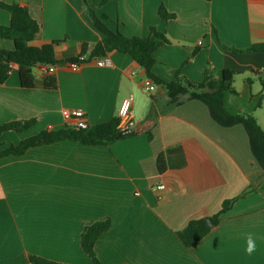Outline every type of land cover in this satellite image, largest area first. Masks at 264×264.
<instances>
[{"label": "crops", "instance_id": "crops-1", "mask_svg": "<svg viewBox=\"0 0 264 264\" xmlns=\"http://www.w3.org/2000/svg\"><path fill=\"white\" fill-rule=\"evenodd\" d=\"M29 7L41 25L36 43L60 41L59 60L77 58L83 46L104 37L86 14L83 0H0ZM106 24L127 37L165 33L169 45L154 54L153 73L166 83L176 73L200 83L204 72L232 70L234 90L225 92L231 115H253L264 129V53H235L264 45V0H87ZM164 5L175 17L164 20ZM0 8V25L10 24ZM201 43V44H199ZM8 39L0 49L14 50ZM100 59L104 67H99ZM81 64L56 68L57 88L44 86V67L33 70L34 88H23L14 70L0 85V127L36 120L30 129L2 132L4 148L44 130L75 126L83 111L90 126L118 117L131 98L134 136L110 146L63 141L0 160V264H32L31 256L67 264H92L80 244L85 225L110 219L95 245L101 264H264V170L243 125L218 124L200 101L182 95L173 103L164 88L148 93L145 71L114 51ZM247 79H252L249 83ZM261 104V106H260ZM166 169L161 173L158 156ZM164 186V189L158 188ZM221 216L197 246L187 248L178 232L191 220L218 214L225 200L249 189ZM256 240L252 256L247 237Z\"/></svg>", "mask_w": 264, "mask_h": 264}, {"label": "trees", "instance_id": "trees-1", "mask_svg": "<svg viewBox=\"0 0 264 264\" xmlns=\"http://www.w3.org/2000/svg\"><path fill=\"white\" fill-rule=\"evenodd\" d=\"M86 6L88 17L91 19L94 27L104 36L100 42L96 43L90 59H84L88 52V46H83L82 53L77 58L59 60L56 57V46L60 41H50L42 44L36 43V36L41 32V25L35 21L29 11V7L21 4H7L0 2V8L9 12L11 16L10 24L0 25V39H8L15 45L14 50L0 49V85L7 82L11 73L17 70L20 76V84L23 88L33 89L34 79H36L33 70L37 67H53L58 68L68 62L79 64L89 63L92 59L98 57L104 58L110 53L117 51L120 54L129 55L133 58L145 71L146 77L152 80L156 85L164 88L170 96L173 103L178 104L182 95H189L190 99L200 100L208 106L211 117L220 125L225 127H233L243 125L248 134L253 156L257 163L264 170V129L260 126L257 119L251 114L239 113L231 115L224 106L225 92L234 90L235 76L240 74L232 70H211L208 68L204 72V80L200 83L192 82L177 71V80L175 82L166 83L153 73V66L156 64L155 52L164 45H169L166 34L151 29L149 37L143 38L139 36L127 37L120 31H114L106 24L107 17L97 15L96 11L90 8L87 0H83ZM112 0H102V5ZM160 17L164 20L173 19L175 16L168 13L167 8L162 5L159 9ZM235 53H264V45H252L243 50L226 48ZM258 77H264V74L255 73ZM252 83V79H247ZM262 85L264 87V78ZM44 86L47 89L55 90L57 88L56 78L52 73L47 74L44 79ZM261 106V104H260ZM36 120L20 121L4 124L0 127V135L2 132L15 131L18 133L30 129ZM120 119L113 118L111 121L98 126H88L87 128H79L76 125H66L64 129L59 131L44 130L34 137L23 140L19 145H13L4 148V144L0 142V160L11 156L21 157L31 149L43 146H52L63 141H72L89 146H110L115 142H119L134 136L130 131L121 132L118 127ZM158 167L161 173H164L166 166L163 155L158 156ZM256 192L251 188L242 195L225 200L220 212L210 220L212 227L218 225L221 216L228 213L237 200L251 196ZM207 219L201 218L191 220L186 228L178 232L183 245L187 248L197 246L211 232L207 224ZM111 227L110 219L88 223L85 225L80 244L83 251L90 256L92 264H101L96 252L95 245L98 239L107 232ZM29 261L32 264H67L48 261L45 258L31 256Z\"/></svg>", "mask_w": 264, "mask_h": 264}, {"label": "built area", "instance_id": "built-area-1", "mask_svg": "<svg viewBox=\"0 0 264 264\" xmlns=\"http://www.w3.org/2000/svg\"><path fill=\"white\" fill-rule=\"evenodd\" d=\"M104 65L105 64H104L103 59H100L98 62V66L104 67ZM65 66L74 71H78L81 67V64L75 63V62H68L65 64ZM55 70L56 69L53 68L52 66L45 68L46 74H50V73L54 74ZM142 86H143V89L148 93L154 92L157 88L156 84L148 78H146V80L142 83ZM132 104H133L132 99L128 98L123 101L122 105L119 108L118 118L120 119V125L118 129L121 132L130 131L133 128H135V125H136L135 118L131 110ZM73 117L77 120V124H76L77 127L84 129L89 126L87 119L85 117V113L83 111L75 112L73 114ZM158 188H160L161 190V189H164V186H158Z\"/></svg>", "mask_w": 264, "mask_h": 264}, {"label": "clouds", "instance_id": "clouds-1", "mask_svg": "<svg viewBox=\"0 0 264 264\" xmlns=\"http://www.w3.org/2000/svg\"><path fill=\"white\" fill-rule=\"evenodd\" d=\"M257 250L256 240L253 238L251 234L247 237V246L245 248V252L248 256H252Z\"/></svg>", "mask_w": 264, "mask_h": 264}, {"label": "water", "instance_id": "water-1", "mask_svg": "<svg viewBox=\"0 0 264 264\" xmlns=\"http://www.w3.org/2000/svg\"><path fill=\"white\" fill-rule=\"evenodd\" d=\"M94 49H95V45L93 44V45L90 46V48H89L87 54L85 55V58H84V59H86V60H87V59H90V58H91V55H92V52H93ZM206 222H207L208 226H209L210 228H212V224L210 223V220L207 219Z\"/></svg>", "mask_w": 264, "mask_h": 264}]
</instances>
